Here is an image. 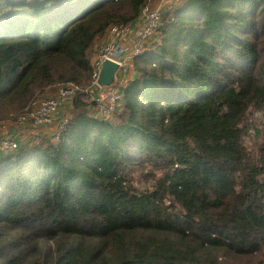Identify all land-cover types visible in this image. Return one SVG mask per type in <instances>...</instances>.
<instances>
[{"label":"trees","instance_id":"trees-1","mask_svg":"<svg viewBox=\"0 0 264 264\" xmlns=\"http://www.w3.org/2000/svg\"><path fill=\"white\" fill-rule=\"evenodd\" d=\"M148 0H0V121L86 86ZM115 122L0 157V264H264V0H181Z\"/></svg>","mask_w":264,"mask_h":264},{"label":"built area","instance_id":"built-area-1","mask_svg":"<svg viewBox=\"0 0 264 264\" xmlns=\"http://www.w3.org/2000/svg\"><path fill=\"white\" fill-rule=\"evenodd\" d=\"M179 3L180 0H148L136 20L124 26L111 25L102 44L94 51L90 79L86 86L74 82L58 85L46 97L32 102L13 120L15 125L0 121V157L11 155L22 147L11 130L22 129L27 132L47 128V137L44 138L57 143L70 122L73 102L80 95H84L92 118L113 121L121 112L124 89L133 79L131 74L135 60L158 42L163 12ZM105 61L119 66L116 80L110 86L99 84Z\"/></svg>","mask_w":264,"mask_h":264},{"label":"crops","instance_id":"crops-1","mask_svg":"<svg viewBox=\"0 0 264 264\" xmlns=\"http://www.w3.org/2000/svg\"><path fill=\"white\" fill-rule=\"evenodd\" d=\"M102 44V40L99 41L97 43V45L95 46L93 53H92V58L94 57V51H96V49ZM132 78H134L136 76V71L135 69L132 71L131 74ZM12 134L15 136V138L17 139V141L20 143L21 146H29L32 144H35L36 141L39 138H44L47 137V128H37L36 131H33L34 134H37L39 138H34L33 142L29 140H25L26 136H24V132L23 131H18V130H11Z\"/></svg>","mask_w":264,"mask_h":264},{"label":"water","instance_id":"water-1","mask_svg":"<svg viewBox=\"0 0 264 264\" xmlns=\"http://www.w3.org/2000/svg\"><path fill=\"white\" fill-rule=\"evenodd\" d=\"M119 69V66L111 61H105L101 71L99 84L101 86H110L116 80V73Z\"/></svg>","mask_w":264,"mask_h":264},{"label":"rangeland","instance_id":"rangeland-1","mask_svg":"<svg viewBox=\"0 0 264 264\" xmlns=\"http://www.w3.org/2000/svg\"><path fill=\"white\" fill-rule=\"evenodd\" d=\"M180 1H181V0H180ZM174 7H175V6H174ZM172 8H173V7H172ZM37 99L39 100L38 97H37ZM35 100H36V99H35ZM70 117H71V119H72V115H71ZM17 118H18V117H17ZM71 119H70V121H71ZM116 119H117V117L114 118L113 121H108V122H115ZM4 122H5L7 125H15V124H16L13 120H8V121H4ZM11 128L17 129L18 127H17V126H11ZM20 130H22V129H19L18 131H20ZM22 131H24V136H26V139H25V140H29V139H30V141L33 142V140H34L35 137H36V138H39L38 135H37V134H34L32 130L27 131V132H25V130H22ZM38 141H39V139L36 141V143H37ZM32 145H34V144H32ZM29 146H30V145H29Z\"/></svg>","mask_w":264,"mask_h":264}]
</instances>
